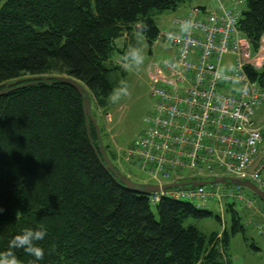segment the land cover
<instances>
[{
	"label": "trees",
	"instance_id": "16d2710c",
	"mask_svg": "<svg viewBox=\"0 0 264 264\" xmlns=\"http://www.w3.org/2000/svg\"><path fill=\"white\" fill-rule=\"evenodd\" d=\"M186 1L0 0V85L37 81L0 95V251L20 229L42 225L41 264H232L229 232L207 234L192 223L212 212L166 195L153 204L105 169L83 97L56 79L73 77L92 107L110 106L111 74L125 76L114 52L124 54L134 33L152 45L160 31L154 15ZM245 4L238 26L257 48L264 0ZM250 74L264 88V68ZM104 145L114 162L115 150ZM232 223L233 235L244 233L234 210ZM16 255L21 264L30 259Z\"/></svg>",
	"mask_w": 264,
	"mask_h": 264
},
{
	"label": "built area",
	"instance_id": "2783aa9c",
	"mask_svg": "<svg viewBox=\"0 0 264 264\" xmlns=\"http://www.w3.org/2000/svg\"><path fill=\"white\" fill-rule=\"evenodd\" d=\"M220 2L217 11L193 8L175 19L178 31L164 32L175 49L165 67L157 71L160 83L153 87L158 97L148 128L128 150L137 166L158 183L222 173L249 178L264 190L261 169L249 173L260 155L263 131L255 123L258 107L264 103V89L249 72L264 66V36L258 48L238 28L245 0ZM204 12V13H203ZM183 21H191L187 32ZM234 56L229 73L221 72L225 55ZM236 198H243L238 187ZM214 186L168 193L173 198L199 201L221 198ZM231 195H234L230 191ZM160 199L154 196L155 203Z\"/></svg>",
	"mask_w": 264,
	"mask_h": 264
},
{
	"label": "rangeland",
	"instance_id": "374dc122",
	"mask_svg": "<svg viewBox=\"0 0 264 264\" xmlns=\"http://www.w3.org/2000/svg\"><path fill=\"white\" fill-rule=\"evenodd\" d=\"M226 3L227 1L224 0ZM217 0H189L181 3L176 10H168L156 13L154 19L159 29L170 28L171 18L183 14L189 7L206 6L207 8L217 7ZM247 9L246 4L243 10ZM130 41V47H137L142 51L144 62L138 68L125 70L122 67V52L116 51L112 57L113 61L120 63L125 76H122V70H116L111 74L113 89L115 90L120 81H125L128 85V94L112 102L106 108L98 107L94 104L93 113L98 118V123L106 133L110 130V136L104 134L105 143H110L112 148L120 146L125 148L133 144L135 139L144 130V117L150 111L154 102L151 95V74L156 66H161L164 60L171 55L169 47L162 41L157 39L150 45L145 37L134 33ZM125 40V39H124ZM134 44V45H133ZM122 43L119 44L121 46ZM233 57L227 55L223 58L221 64V72L229 73ZM109 113L110 115L106 114ZM259 124L264 125V105L259 110ZM113 137V138H112ZM113 139V140H112ZM264 146V145H263ZM262 175L264 177V160L262 161ZM121 169L130 176L131 179L141 183L155 182L146 172H142L137 166L136 161H127L122 159L118 164ZM183 176H189L187 170L182 171ZM216 188L223 191L221 198H215L206 202L207 210L212 212V216L202 220H192L197 227L207 234L212 232L223 233L227 230L230 234V243L228 247V257L232 264H264V218L256 215L254 212L260 209L264 212V201L259 198L252 190L241 186L244 191L245 200L236 198L239 193L238 186L235 184H216ZM230 191L235 196H231ZM254 199L252 206L245 203ZM154 207V211H155ZM233 210L242 216L241 225L245 226L244 233L240 232L236 235L232 233V217ZM156 212V211H155ZM254 214V215H253ZM251 220L253 221L251 223ZM260 226V227H259Z\"/></svg>",
	"mask_w": 264,
	"mask_h": 264
},
{
	"label": "water",
	"instance_id": "95a60500",
	"mask_svg": "<svg viewBox=\"0 0 264 264\" xmlns=\"http://www.w3.org/2000/svg\"><path fill=\"white\" fill-rule=\"evenodd\" d=\"M42 81H49L51 79L48 76H44L42 78ZM56 79L65 84H69L73 87H75L81 96L83 97V104H84V114L86 116V125H87V131L88 135L90 138L91 143H93V139L91 137V127H90V122H92L98 140H99V150L101 152V155L103 157V160L105 162V169L107 171H110V173L114 176L116 180L119 181L122 185H124L126 188L131 189L135 192L150 195L153 193H158L161 192L162 190H168L170 188H195L198 186H203L205 184H215V183H223V184H236V185H241L246 188H249L252 190L259 198H261L264 201V191L261 190L255 183H253L249 179H240L237 177H232V176H219V177H214L209 180H185V181H180V182H173L170 184H165V185H158V184H151V183H140L137 181L132 180L124 174L120 169L116 168L114 163L110 160L108 157V154L106 153L105 150V145L103 142V138L101 135V128L100 125L98 124V120L94 115L92 114V100L90 97V93L88 89L80 83L77 79L69 76H59L56 77ZM37 82V81H34ZM34 82H28L27 78H20L12 82H7L3 85H0V95H3L10 90H13L16 86H26L30 83ZM264 159V152L256 159L254 164L251 166L249 172L253 173L255 169L259 166L260 162Z\"/></svg>",
	"mask_w": 264,
	"mask_h": 264
},
{
	"label": "clouds",
	"instance_id": "9594fccd",
	"mask_svg": "<svg viewBox=\"0 0 264 264\" xmlns=\"http://www.w3.org/2000/svg\"><path fill=\"white\" fill-rule=\"evenodd\" d=\"M191 21H183L180 24V30L187 32L190 30ZM137 29L142 27L136 25ZM139 35V33H137ZM122 67L125 70L138 68L144 62L142 51L137 47H129L122 57ZM128 94V85L125 81H120L118 87L111 94V101H118L121 96ZM2 211V209H0ZM47 229L44 226L24 227L20 229L8 242V248L0 251V264H21L16 255L18 250H22L30 259L27 264H41L45 259V249L41 246L47 236Z\"/></svg>",
	"mask_w": 264,
	"mask_h": 264
},
{
	"label": "crops",
	"instance_id": "0c3cea01",
	"mask_svg": "<svg viewBox=\"0 0 264 264\" xmlns=\"http://www.w3.org/2000/svg\"><path fill=\"white\" fill-rule=\"evenodd\" d=\"M244 200L246 199V198H243ZM243 199H240V200H243ZM251 201H253L252 203L254 204V199H252ZM251 201H247V202H245L246 204H247V206L248 205H250V206H252V203H251ZM256 215H260V217L262 218H264V212L262 211V210H260V209H257V211L256 212H254ZM254 215V214H253ZM241 216V215H240ZM241 218H242V216H241ZM253 221L251 220V223H252ZM260 227V226H259Z\"/></svg>",
	"mask_w": 264,
	"mask_h": 264
}]
</instances>
